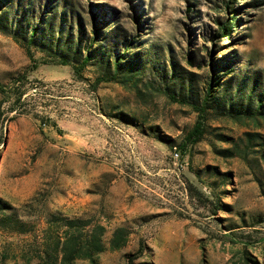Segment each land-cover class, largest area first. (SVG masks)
<instances>
[{"label":"rangeland","instance_id":"obj_1","mask_svg":"<svg viewBox=\"0 0 264 264\" xmlns=\"http://www.w3.org/2000/svg\"><path fill=\"white\" fill-rule=\"evenodd\" d=\"M0 81L25 94L0 93V200L34 228L0 264H44L54 215L130 231L99 264H264V0H0Z\"/></svg>","mask_w":264,"mask_h":264},{"label":"trees","instance_id":"obj_2","mask_svg":"<svg viewBox=\"0 0 264 264\" xmlns=\"http://www.w3.org/2000/svg\"><path fill=\"white\" fill-rule=\"evenodd\" d=\"M236 23L235 16L224 25L220 24V30L223 37H227L233 30V25ZM34 32L32 33L29 44L33 43ZM29 54L32 57V53L29 49ZM92 55L88 51L85 58H83L80 66H77V71L85 68L92 61ZM63 64H69L68 58H62ZM116 66L119 67V64ZM80 72V71H79ZM131 77V76H130ZM118 77L113 76L111 78H104L101 81H117ZM21 81V80H20ZM220 83L219 77H215L207 89V96L202 105L195 107V110L200 113H207L209 108V100L212 97L215 87ZM20 90V85L15 83L14 89L8 88L0 81V93L13 95L11 97L12 106L10 112H14L15 105L21 103L24 97L23 92H17ZM170 99L179 103H186L184 100H179L175 96H170ZM2 107L0 108V116L2 115ZM249 115L248 113H245ZM238 118V116L236 117ZM205 134L204 123L199 120L194 130L188 134L184 144L192 145L199 143ZM13 208L8 203L0 200V230L9 234L25 235L32 233L34 228L29 227V223L24 221L15 212H12ZM47 228L44 230L43 235V251L40 259L44 264H75L78 260L87 261L89 264H99V255L106 251H119L126 247L128 244L130 231L126 228H117L108 242L105 241L107 234V228L102 224L92 225L89 221L83 219H67L60 216H52L47 220ZM137 256L132 257L129 260L130 264H136L135 260ZM248 261L252 264H257L248 258Z\"/></svg>","mask_w":264,"mask_h":264},{"label":"built area","instance_id":"obj_3","mask_svg":"<svg viewBox=\"0 0 264 264\" xmlns=\"http://www.w3.org/2000/svg\"><path fill=\"white\" fill-rule=\"evenodd\" d=\"M176 156H178V154H176Z\"/></svg>","mask_w":264,"mask_h":264}]
</instances>
